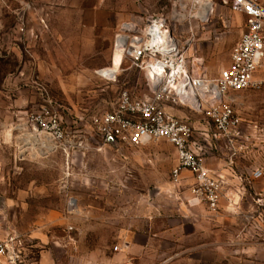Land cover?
<instances>
[{"label": "rangeland", "instance_id": "rangeland-1", "mask_svg": "<svg viewBox=\"0 0 264 264\" xmlns=\"http://www.w3.org/2000/svg\"><path fill=\"white\" fill-rule=\"evenodd\" d=\"M204 1L0 0V239L16 238L18 264H264V177L252 178L264 174V88L228 93L234 138L204 112L164 104L229 172L217 212L173 183L170 143L109 145L92 125L122 92L151 95L127 59L115 62L114 36L129 19H163L207 80L228 66L245 18L230 0H208L201 21ZM40 88L75 145L65 151L27 137Z\"/></svg>", "mask_w": 264, "mask_h": 264}, {"label": "built area", "instance_id": "built-area-1", "mask_svg": "<svg viewBox=\"0 0 264 264\" xmlns=\"http://www.w3.org/2000/svg\"><path fill=\"white\" fill-rule=\"evenodd\" d=\"M230 6L244 16L246 30L234 44L228 66L214 80H207L205 73L198 71L197 64L187 65L185 45L163 19L148 17L121 23L114 36L113 53L121 54V64L127 59L143 74L151 95L135 100L122 92L116 107L92 122L105 144L110 145L112 141L115 145L141 147L159 140L170 143L176 152V165L171 171L173 183H179L183 171L189 172L194 180L189 190L191 202H204L211 212L219 210L222 182L210 178L201 156L191 149L192 128L169 114L164 104L204 112L217 131L230 138L239 136V119L226 98L231 91L264 88V2L230 0ZM171 19L176 22L180 15L175 14ZM39 91L44 96L43 105L27 116L28 139L32 137L47 152L75 146L67 140L44 89ZM263 177L259 170L252 174L253 179ZM14 243L15 237L0 239V261L18 264L20 251L13 248Z\"/></svg>", "mask_w": 264, "mask_h": 264}, {"label": "crops", "instance_id": "crops-1", "mask_svg": "<svg viewBox=\"0 0 264 264\" xmlns=\"http://www.w3.org/2000/svg\"><path fill=\"white\" fill-rule=\"evenodd\" d=\"M263 2H264V0H263ZM245 30H246V25H245ZM167 112L169 114H171L174 118L188 124L192 128L191 124L188 121V118L183 113H180L177 111L175 113L170 112V111H167ZM192 130L194 131V128H192ZM196 136H198V134H194V132H193L190 147L194 152H196L199 156H201L204 167L208 171L210 178H212L214 180H219L221 182L222 181L223 182L228 181V177H227V175H229L228 170L223 169L221 166H219L217 168L216 162H214L212 160L210 161L208 158H205V155L206 154L209 155L210 154L209 151H211L212 149L208 146H203L200 143H197V137ZM193 183H194V180L192 178V175L187 171H183L180 175V181L176 186L181 187L182 190L185 191L184 194L190 196L189 190H190V187L193 185ZM190 198H191V196H190ZM47 262H48V260H45V259H42L40 261L41 264H46Z\"/></svg>", "mask_w": 264, "mask_h": 264}, {"label": "bare ground", "instance_id": "bare-ground-1", "mask_svg": "<svg viewBox=\"0 0 264 264\" xmlns=\"http://www.w3.org/2000/svg\"><path fill=\"white\" fill-rule=\"evenodd\" d=\"M198 2L201 3V0H198ZM199 7H200V9H199V11H197V16L200 18L201 21H205L209 15V13H210L211 4L207 0V1H204ZM115 53H117L115 56V58H116L115 62L117 63L119 55H121V54L119 52H115ZM120 65H121V63H120ZM192 102H194V104L196 103L195 98H192ZM30 139L34 140V139H32V137H29V140Z\"/></svg>", "mask_w": 264, "mask_h": 264}, {"label": "water", "instance_id": "water-1", "mask_svg": "<svg viewBox=\"0 0 264 264\" xmlns=\"http://www.w3.org/2000/svg\"><path fill=\"white\" fill-rule=\"evenodd\" d=\"M111 144H113L112 141L110 142V145H111ZM1 204H2V199L0 198V206H1Z\"/></svg>", "mask_w": 264, "mask_h": 264}]
</instances>
